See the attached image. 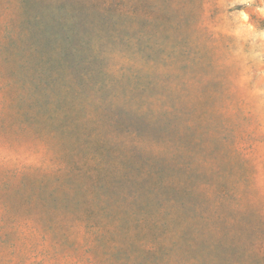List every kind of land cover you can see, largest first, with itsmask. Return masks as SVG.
<instances>
[{
    "label": "rangeland",
    "instance_id": "rangeland-1",
    "mask_svg": "<svg viewBox=\"0 0 264 264\" xmlns=\"http://www.w3.org/2000/svg\"><path fill=\"white\" fill-rule=\"evenodd\" d=\"M86 207L146 217L113 263L264 264V0H0V264H89Z\"/></svg>",
    "mask_w": 264,
    "mask_h": 264
},
{
    "label": "trees",
    "instance_id": "trees-1",
    "mask_svg": "<svg viewBox=\"0 0 264 264\" xmlns=\"http://www.w3.org/2000/svg\"><path fill=\"white\" fill-rule=\"evenodd\" d=\"M91 180L92 179L85 180L86 184H88ZM94 180L95 179H93V181ZM57 202L58 201H56V204ZM63 205L64 203H62L61 208L57 205L53 208V216L56 217L63 212ZM31 206L35 209L36 206H39L42 210H45L44 201H40V203H32ZM69 210V208H66L64 211L66 213H64L62 217H59L54 226L47 225L46 223L44 225V229L53 228L52 231L56 232L55 235L58 238H63L64 241L69 243L71 246L65 255L75 257L79 259L80 262L84 260L82 258H84L88 253V257H86V259H88L89 264H117L113 263L109 256L112 252L122 249V235H126L132 230L135 231L133 234V240L144 249L145 254L155 253L160 249L158 245L145 242V236L142 235L140 230H137V227L141 225L144 226L146 217L134 219L136 223L131 227L132 229H124L123 225L120 226V217L114 216L113 218H110L111 220L103 218L102 210L100 209H90L86 207L87 216L72 215ZM26 223L28 222L24 219H19L14 214H8L5 211H0V245H3L5 248H10L11 253L15 252V230L26 227ZM28 226L29 228L34 227L38 230V227L35 224L33 227L30 225ZM45 237H48V234L44 235V239ZM23 238H26V236L23 235ZM100 246H104L102 254L99 253ZM123 260H128V257Z\"/></svg>",
    "mask_w": 264,
    "mask_h": 264
}]
</instances>
